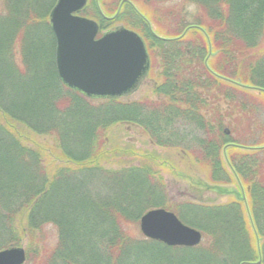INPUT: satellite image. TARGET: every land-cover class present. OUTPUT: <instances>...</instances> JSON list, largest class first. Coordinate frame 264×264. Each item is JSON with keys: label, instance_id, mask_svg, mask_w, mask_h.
I'll return each mask as SVG.
<instances>
[{"label": "trees", "instance_id": "obj_1", "mask_svg": "<svg viewBox=\"0 0 264 264\" xmlns=\"http://www.w3.org/2000/svg\"><path fill=\"white\" fill-rule=\"evenodd\" d=\"M55 1L0 0V249L26 238L25 264H264V140L239 143L205 114L214 110L206 95L250 89L264 100V0H131L169 38L141 31L160 69L154 98L133 100L88 98L61 82L49 24ZM172 1L175 8L160 6ZM124 125L182 148L212 181H236L247 203L171 207L159 157L124 143L115 131ZM191 126L201 134L189 142ZM153 207L172 210L208 244L146 239L135 227Z\"/></svg>", "mask_w": 264, "mask_h": 264}, {"label": "water", "instance_id": "obj_2", "mask_svg": "<svg viewBox=\"0 0 264 264\" xmlns=\"http://www.w3.org/2000/svg\"><path fill=\"white\" fill-rule=\"evenodd\" d=\"M86 2L57 0L50 11L58 77L67 87L87 97L130 95L138 89L150 68L145 43L137 32L123 26L98 36L97 22L76 14ZM242 196L245 200V195ZM139 228L146 238L166 246L193 247L202 240L200 230L183 223L174 212L162 207L142 214ZM25 261L23 246L0 250V264H24Z\"/></svg>", "mask_w": 264, "mask_h": 264}, {"label": "rangeland", "instance_id": "obj_3", "mask_svg": "<svg viewBox=\"0 0 264 264\" xmlns=\"http://www.w3.org/2000/svg\"><path fill=\"white\" fill-rule=\"evenodd\" d=\"M117 1L118 0H88L85 8L78 13L80 15L93 18L97 21L99 17H102L106 21H110L109 24L100 26L99 35H101L106 30L115 29L116 26L120 24L128 28L133 27L132 29H135L139 34H141V31H144L145 34L147 31H149L153 37L156 36L155 34L159 32L157 30V24L155 22L154 24L152 19L148 18L149 20H146L145 16H143V20H146L145 23V21H143L134 10H131L130 4H122L123 10L125 11L123 12L124 15H121L120 17L117 15L114 18L106 19L101 15L102 13L100 12L99 8H101L105 16H108L106 14L108 13L107 11L112 10L114 8V5H117ZM121 1L122 0H120V2ZM142 2L145 5H148L151 0H142ZM177 4V1H172L161 3L160 6L162 8H164V6L175 8ZM136 8L140 10V7L138 5H136ZM186 10L189 14H191L195 9L194 6L189 5ZM113 13H115V11ZM120 20L126 22L129 26L124 24L123 22L120 23ZM163 21L164 20H161V23ZM143 37L150 57V70L145 79H143L139 88L130 96L125 97V99L127 100L138 99L144 95H148L154 98L152 87L155 82L154 80L159 76L158 71L160 69V57L156 55L155 49H151L152 46L150 47V44L147 43V37ZM262 44L264 45V40L262 41ZM247 91H237L234 94L233 92L229 91L228 93H231L232 96L224 97L225 94H222L218 100L213 99L211 95L205 96L206 104L210 106L209 108H213L215 111H217L216 113L214 112V110H205L206 118L214 122L216 117H218L221 120L224 131L225 129H227L228 135L234 137L238 136V138L241 140L239 143L242 144L258 143L264 140V100L258 97V90L247 89ZM116 127L117 128L115 129V131L118 133L121 132L123 142L134 146L139 154L153 152L159 157L156 163V169H158L159 173L163 176L167 191L170 197L173 198L170 201V204L172 205L171 207L174 206L175 202L181 200L222 203L230 199H235L242 202L243 204H246L247 199L243 200L242 198V193L246 197V192L241 193V191H239V186L238 184H236V181L234 183L228 184L216 183L212 181L210 169L206 168L202 163L200 164V162L196 163L191 154L189 155L187 152L182 150V148L157 146L156 144L151 142L149 137L144 132H142L141 128L136 125H124ZM186 133L189 142H191L193 138H197L201 134L200 131L195 130L193 126H191V129L190 127H187ZM138 153H135V155ZM223 155L224 160L227 161L225 154ZM133 158V156L129 157V159L135 160ZM262 158H264V155L260 159ZM228 170L231 172L230 168H228ZM245 191H247L246 188ZM135 229L140 232L139 223H137ZM48 232L52 234L54 239V227H50L48 229ZM201 233L203 237L199 245H207L209 242V238L206 237V235H204L202 231ZM257 242L259 246L261 245L262 241L260 239V241ZM26 245L27 239L24 238L21 241L20 246H23L26 250ZM255 261L257 262V260L254 259L253 262L255 263ZM258 261L260 263L261 259H259Z\"/></svg>", "mask_w": 264, "mask_h": 264}]
</instances>
